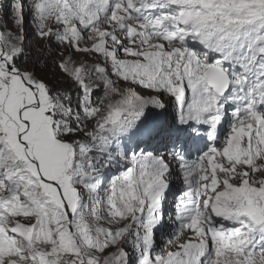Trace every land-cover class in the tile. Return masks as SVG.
<instances>
[{
  "label": "snow or ice",
  "instance_id": "1",
  "mask_svg": "<svg viewBox=\"0 0 264 264\" xmlns=\"http://www.w3.org/2000/svg\"><path fill=\"white\" fill-rule=\"evenodd\" d=\"M0 264H264V0H0Z\"/></svg>",
  "mask_w": 264,
  "mask_h": 264
},
{
  "label": "bare ground",
  "instance_id": "2",
  "mask_svg": "<svg viewBox=\"0 0 264 264\" xmlns=\"http://www.w3.org/2000/svg\"><path fill=\"white\" fill-rule=\"evenodd\" d=\"M170 200H171V197H170Z\"/></svg>",
  "mask_w": 264,
  "mask_h": 264
}]
</instances>
